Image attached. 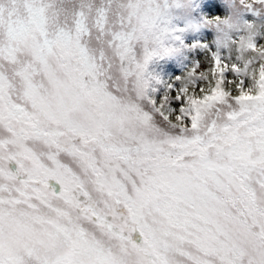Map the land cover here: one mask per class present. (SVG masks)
<instances>
[{
	"label": "snow or ice",
	"instance_id": "6c2138e0",
	"mask_svg": "<svg viewBox=\"0 0 264 264\" xmlns=\"http://www.w3.org/2000/svg\"><path fill=\"white\" fill-rule=\"evenodd\" d=\"M180 6L0 0V264H264V38L160 79Z\"/></svg>",
	"mask_w": 264,
	"mask_h": 264
},
{
	"label": "trees",
	"instance_id": "16d2710c",
	"mask_svg": "<svg viewBox=\"0 0 264 264\" xmlns=\"http://www.w3.org/2000/svg\"><path fill=\"white\" fill-rule=\"evenodd\" d=\"M195 9V21L193 25L185 27L182 20H176L168 15V27L171 30L173 36H179V40L172 39L167 43V47L172 49L170 52H161L149 63L146 71L153 73L160 79L167 80L173 76L171 71H165L169 65H172L176 69V75L187 67L188 63L195 56L196 48L189 49L188 45L192 42L200 43L201 40H205L204 43L213 44L217 50L222 49V42L225 41V35L216 33L217 30L208 26L205 22L207 17L220 9L225 11L227 9L226 0H194ZM247 15V14H246ZM245 16V14L243 15ZM264 20V17H262ZM180 22V23H179ZM176 23L180 24L179 28H176ZM260 23V22H259ZM259 23L254 27L258 29L257 37L264 35V30L260 27ZM221 37L219 39L218 37ZM215 37V39H214ZM256 37V38H257ZM211 38L212 40H209ZM224 40H223V39ZM207 39V40H206ZM189 42V43H188ZM209 42V43H208ZM203 49V47L199 48ZM191 53V55H190Z\"/></svg>",
	"mask_w": 264,
	"mask_h": 264
},
{
	"label": "rangeland",
	"instance_id": "374dc122",
	"mask_svg": "<svg viewBox=\"0 0 264 264\" xmlns=\"http://www.w3.org/2000/svg\"><path fill=\"white\" fill-rule=\"evenodd\" d=\"M226 1L227 9L225 11L217 9V12L215 14L209 15L205 22L208 26L217 30L216 33L219 32L220 34L225 35L224 39L227 40L247 32L248 30L246 26L248 24H253L254 26H256L259 22L260 27L262 28V30H264V20L262 19V17H264V8L258 7L255 10L250 11L245 4V0ZM222 12L226 13L221 14ZM244 14L245 16H243ZM168 15L176 20H182V23H179L189 28L195 21L194 0H181V6L171 9ZM217 17L222 18L223 22H214V18ZM168 22H170V20H168ZM180 24L176 23V28H179ZM252 34L254 35V38H256L257 34H259L258 29L254 28V32ZM218 38L221 39L220 36ZM209 40L212 39L209 38ZM208 46L212 47L213 44H210ZM198 50L203 51L201 49ZM181 72H179L177 76L180 75Z\"/></svg>",
	"mask_w": 264,
	"mask_h": 264
}]
</instances>
